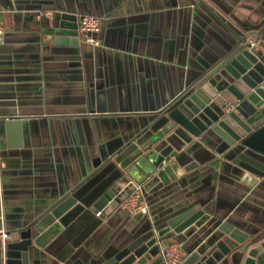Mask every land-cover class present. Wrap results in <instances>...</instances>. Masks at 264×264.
I'll return each instance as SVG.
<instances>
[{
    "label": "crops",
    "instance_id": "obj_1",
    "mask_svg": "<svg viewBox=\"0 0 264 264\" xmlns=\"http://www.w3.org/2000/svg\"><path fill=\"white\" fill-rule=\"evenodd\" d=\"M82 12L100 17L98 42L55 39L74 37ZM263 16L264 0H0V264H96L196 204L202 213L170 237L182 264L220 224L264 264V176L202 152L162 156V139L143 137L145 118L235 40L231 28ZM7 117L20 119L21 145L8 143ZM130 179L143 183L150 215L106 199ZM70 194L86 209L40 245L34 222Z\"/></svg>",
    "mask_w": 264,
    "mask_h": 264
},
{
    "label": "water",
    "instance_id": "obj_2",
    "mask_svg": "<svg viewBox=\"0 0 264 264\" xmlns=\"http://www.w3.org/2000/svg\"><path fill=\"white\" fill-rule=\"evenodd\" d=\"M241 24V29L231 28L235 40L220 48L209 63L201 66L189 86L174 100L145 118L143 127H149V130L143 137L151 136L153 142L162 139L155 147L160 155L167 156L174 149L181 161L184 153L202 152L207 161H222L224 166L231 162L264 176V16L250 28ZM73 34L74 37L57 35L55 39L76 43L77 31ZM205 85L211 88L210 92L204 91ZM3 123L8 129V143L21 145L20 119L7 117ZM152 130L155 133L151 134ZM168 131L166 137L160 138ZM173 135L181 139L180 145L179 142L173 144ZM185 143L189 146L181 150ZM216 155L222 159L216 158ZM131 188L132 185L125 186L116 192L114 187V190H108L105 197L118 205ZM198 207V204L192 205L174 214L162 228L158 224L151 225L122 247L104 255L96 264H163L162 260L154 257L159 237L165 238L160 241L161 244H169L175 231L181 230L202 213ZM84 209L86 205L83 202L73 194L68 195L34 222L33 228L44 237L43 242L36 241L44 245L65 225L71 224ZM217 221L208 231L217 225ZM247 246L246 240L240 239V236L237 238V234L220 224L207 234L184 264H254L256 247Z\"/></svg>",
    "mask_w": 264,
    "mask_h": 264
},
{
    "label": "built area",
    "instance_id": "obj_3",
    "mask_svg": "<svg viewBox=\"0 0 264 264\" xmlns=\"http://www.w3.org/2000/svg\"><path fill=\"white\" fill-rule=\"evenodd\" d=\"M40 12L37 13V17L40 16ZM46 14H50L47 10ZM100 17L98 15L82 12L77 14V24L76 31L81 41L88 42L91 44H96L97 38L95 32L99 28ZM3 34V26L0 23V39ZM157 170L161 169L163 166L158 164L155 166ZM132 185L130 192H128L125 197L118 203L117 207L126 211L127 213L134 214H149V204L146 202L144 197V186L142 182L130 179L127 181L126 186ZM125 187V186H124ZM124 187L119 189L121 191ZM109 202L110 199H109ZM101 210L95 212L99 215ZM0 235L3 238L8 236L7 230L0 227ZM185 258V253L183 252L181 246L175 242H169L164 248L161 249V259L163 264H182Z\"/></svg>",
    "mask_w": 264,
    "mask_h": 264
}]
</instances>
